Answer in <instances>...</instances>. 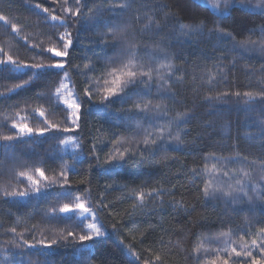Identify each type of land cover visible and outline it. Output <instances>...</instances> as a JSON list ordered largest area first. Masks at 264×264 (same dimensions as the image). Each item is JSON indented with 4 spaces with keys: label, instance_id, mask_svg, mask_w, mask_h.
<instances>
[{
    "label": "trees",
    "instance_id": "obj_1",
    "mask_svg": "<svg viewBox=\"0 0 264 264\" xmlns=\"http://www.w3.org/2000/svg\"><path fill=\"white\" fill-rule=\"evenodd\" d=\"M242 4L0 0V264H264V10ZM76 197L103 233L60 212Z\"/></svg>",
    "mask_w": 264,
    "mask_h": 264
},
{
    "label": "rangeland",
    "instance_id": "obj_2",
    "mask_svg": "<svg viewBox=\"0 0 264 264\" xmlns=\"http://www.w3.org/2000/svg\"><path fill=\"white\" fill-rule=\"evenodd\" d=\"M211 8H214L218 12L224 11V9L230 5L235 0H203ZM246 7L251 9L264 10V0H240ZM253 46L245 47L247 51H252ZM58 96L60 101L68 110V119L74 124L77 120L78 116V103L75 92L68 81L65 78L58 89ZM15 128L20 135H30L32 134L31 130L28 128L26 123H17L15 124ZM37 132H42V130H38ZM62 153H65L70 156H75L78 151V142L72 136H67L62 140L61 144ZM27 179L29 187L33 192H37L43 186L47 184H51L47 182V179L41 174L36 173L33 175L24 176ZM60 212L63 214L75 213L77 217L82 218L85 225V231L88 234L98 235L103 233L100 224L96 218L94 211L90 208L84 198L76 197L74 203L65 205L60 208Z\"/></svg>",
    "mask_w": 264,
    "mask_h": 264
}]
</instances>
